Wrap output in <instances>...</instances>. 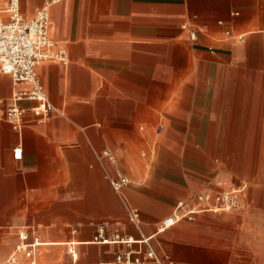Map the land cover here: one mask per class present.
<instances>
[{
  "label": "crops",
  "instance_id": "crops-1",
  "mask_svg": "<svg viewBox=\"0 0 264 264\" xmlns=\"http://www.w3.org/2000/svg\"><path fill=\"white\" fill-rule=\"evenodd\" d=\"M49 1L50 35L70 60L38 67L57 111L39 121L25 100L21 132L0 121V260L30 227L42 242L36 264H68L70 250L77 264H121L118 253L139 244L97 241L100 223L109 238L154 235L179 200L180 185L164 178L188 158L201 167L217 156L228 167L247 164V137L264 131V0H21L22 13ZM27 88L1 74L0 111ZM140 150L152 155L146 168L164 169L149 185L114 190L111 179L130 178L120 162L134 176L125 153ZM130 204L140 225L128 219ZM181 222L156 234L153 248L176 264H202L193 239L213 224Z\"/></svg>",
  "mask_w": 264,
  "mask_h": 264
},
{
  "label": "built area",
  "instance_id": "built-area-1",
  "mask_svg": "<svg viewBox=\"0 0 264 264\" xmlns=\"http://www.w3.org/2000/svg\"><path fill=\"white\" fill-rule=\"evenodd\" d=\"M51 2H47L37 9L32 16H26L21 10V0H7L5 6L0 2V75L11 76L16 86L24 85L27 89H17L8 101L6 108L0 111V121L12 125L21 132L25 124L27 109L22 106L25 100L33 101L31 111L44 121L52 112L57 111L50 101L45 87L40 79L38 67L47 61H56L67 64L70 60L68 48L61 41L50 35ZM193 37V35H192ZM18 151V149H15ZM105 155L115 162L113 154ZM131 183V179L123 174L111 179L114 190L121 191ZM245 185H237L220 191H204L197 194V202L193 206L179 202L173 213L162 219L154 235L133 239L123 237L119 232L112 238L106 236L107 223L98 225L97 241L103 243L139 244L137 250H124L118 253L117 262L121 264H147V259L157 264H176L170 257H160L152 245L156 234L163 233L183 220H194L201 212L232 211L241 208ZM130 222L140 225L141 216L136 207L130 209L128 214ZM19 243L14 251L0 264H20V255L34 259L41 241L39 236L30 227L20 228L18 231ZM72 260L68 264H77V257L70 250ZM104 264V263H101Z\"/></svg>",
  "mask_w": 264,
  "mask_h": 264
},
{
  "label": "rangeland",
  "instance_id": "rangeland-1",
  "mask_svg": "<svg viewBox=\"0 0 264 264\" xmlns=\"http://www.w3.org/2000/svg\"><path fill=\"white\" fill-rule=\"evenodd\" d=\"M248 79L252 78L249 76ZM253 122L254 128L257 129L258 121ZM255 131L259 133L247 137L248 147L252 150L246 153L247 164L244 167L238 166L239 162L235 167H228L227 162L220 156L214 158L213 165L208 163V166L203 167L188 158L179 172H172L170 176L164 178L165 181L181 187L176 191L179 200L173 207L181 201L188 206L195 205L198 194L196 190L220 191L237 186L233 184L234 182L249 181V187L242 197L241 208L229 212L200 213L196 215L195 220L182 221L179 224L196 222L199 219H207L213 224L210 232L200 234L193 239L198 244L197 254L202 264L212 261L214 264H264V131ZM141 151L125 153L128 166L132 168L134 176L122 168L121 162L119 170L130 176L131 183L149 185L154 181L159 169L164 168L159 167L158 163L146 168L144 162L152 159V155H147L145 159ZM191 154L194 158L193 156H198L196 154L200 153ZM222 171H230L233 176L227 181H219L218 177ZM120 196L124 194L120 193ZM133 207L138 206L130 204L128 212Z\"/></svg>",
  "mask_w": 264,
  "mask_h": 264
},
{
  "label": "bare ground",
  "instance_id": "bare-ground-1",
  "mask_svg": "<svg viewBox=\"0 0 264 264\" xmlns=\"http://www.w3.org/2000/svg\"><path fill=\"white\" fill-rule=\"evenodd\" d=\"M182 203H184V201H181ZM178 205V204H177ZM176 205V206H177ZM176 206H175V208H176ZM40 241H41V239H40ZM41 244H42V242H41ZM40 247V246H39ZM39 249V248H38ZM36 255H37V253H36ZM36 255H35V257H34V259H29L28 257H26L24 254H21L20 255V257H25L26 259H28L29 261H30V263L31 264H36Z\"/></svg>",
  "mask_w": 264,
  "mask_h": 264
}]
</instances>
